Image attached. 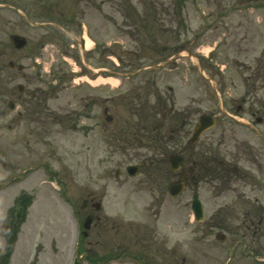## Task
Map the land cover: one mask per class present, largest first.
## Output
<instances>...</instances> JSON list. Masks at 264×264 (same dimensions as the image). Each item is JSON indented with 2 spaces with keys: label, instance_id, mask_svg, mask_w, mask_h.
Returning a JSON list of instances; mask_svg holds the SVG:
<instances>
[{
  "label": "rangeland",
  "instance_id": "1",
  "mask_svg": "<svg viewBox=\"0 0 264 264\" xmlns=\"http://www.w3.org/2000/svg\"><path fill=\"white\" fill-rule=\"evenodd\" d=\"M30 1L0 0V189H4L0 192V250H4L5 243H17L10 264H26L28 260H34L35 264H67L73 254L74 235H80L82 217L77 218L76 211L83 198L93 191L103 199V209L97 214L111 216L120 235L113 241L110 229L100 238L90 230L87 237H82L83 251L91 249L92 243L98 240L107 244L127 243L125 240H135V235H141L143 241L132 243L155 245L159 237V264H228V260L220 256V248L215 250L210 243H203L204 236L192 223L189 191L171 198L166 188L173 178L164 170L158 169L151 178L147 171L135 178L127 176L125 168L145 155L152 157L154 149L117 150L107 144L109 132L104 143L100 136L101 107L107 104L104 97L114 96L118 105L122 96L120 103L124 104V97L140 88L145 76H155L158 70H141L130 80H123L115 91L108 86H90L84 77L75 80L73 75H81V70L90 77L89 68L111 67L112 63L108 59L104 64L98 63L92 53L86 52L82 54L89 67L81 66L79 56L82 58V54L70 53L72 58L67 61L63 51L79 34L75 25L57 35L59 32L54 26L33 28L25 15L32 13L30 20L36 19L37 23L54 18L58 26L69 25L61 24L62 14L75 16L86 24L93 42L119 43L112 51L123 57L124 67L119 68L122 73L127 72L124 68L133 62L135 69L157 68L155 63L164 65L159 71V86L166 92L169 86L185 85L184 90L179 88L176 93L175 105L186 109L184 114L188 116L187 108L193 102L194 113L204 112L210 106L203 85L211 65L240 62L249 66L256 62L257 56L264 58V0H197V6L192 0H34V6ZM49 3H52L50 8L45 6ZM230 8L229 19V15L217 14ZM140 17L147 19L146 29L137 24ZM14 34L28 39L27 48L15 50L10 40ZM150 37L156 38L153 44L147 39ZM158 43L159 58L147 46ZM174 44L187 45L184 56L177 54L169 59L173 48L167 51L166 46ZM93 46L88 42L87 47ZM128 50H139L138 59L126 53ZM11 61L23 65L25 70H10ZM176 65L180 66L178 70L171 72L170 68ZM226 83L229 87L230 82ZM20 84L25 85L24 93L18 92ZM118 84V81L113 83ZM36 91L50 97L47 110L44 106L38 109L24 104ZM93 99H98V107L93 108ZM11 101L17 104L14 111L8 107ZM108 105L113 107L114 102ZM122 110L123 107L121 113ZM109 112L115 114L112 108ZM54 114L61 117L51 121L49 115ZM193 117L198 119V114ZM242 135L239 129L233 132L232 138L241 139ZM188 137L184 133L176 136L158 152L159 156L176 153L177 141L186 143ZM207 137L203 135L200 140L204 142ZM44 161H48L47 165ZM29 167H32L31 173L27 174H33L29 179L17 183L25 177L16 176V181L9 182L17 170ZM118 170L122 174L116 179ZM48 180L51 182L42 183ZM23 191L34 193V205L17 233L16 230L6 232L10 220L17 216L16 198L21 197L17 196ZM156 203H159L157 230ZM87 254L81 257V264H91ZM241 261L234 260L230 264H264Z\"/></svg>",
  "mask_w": 264,
  "mask_h": 264
},
{
  "label": "flooded vegetation",
  "instance_id": "2",
  "mask_svg": "<svg viewBox=\"0 0 264 264\" xmlns=\"http://www.w3.org/2000/svg\"><path fill=\"white\" fill-rule=\"evenodd\" d=\"M133 67L129 65L127 69ZM243 71L237 69L235 76L230 74L234 77L228 75L226 80L219 76L220 80L216 83L221 94L210 95V106L205 109V114L214 119L215 125L203 134L208 135L204 142L199 140L196 144L175 146L181 152L184 163L174 175L186 183L193 195L196 192L203 194L205 218L200 229L204 235L203 243H210L215 250L220 248V256L230 262L247 259L260 263L264 262V64L259 62L253 65L251 73L246 76ZM227 81L230 82L229 87ZM207 83H211V80ZM143 84L140 89L143 94L138 96V100L132 96L128 99L146 102L145 105L148 102L149 108L154 106L148 122L150 130L147 127L128 130L118 121L110 133L113 146H116V142L121 145L122 141L127 140V135L137 136L142 132L154 134L157 147L163 146L166 136L174 140L180 133H194L197 125L193 117L194 102L188 108V116L184 115L173 105L168 106L173 101L163 98L155 76L145 79ZM151 99L154 100L152 104L149 103ZM114 101L115 97L110 98V102ZM109 108H104L105 114ZM113 108L114 111L119 110ZM106 120L113 124L115 118L108 113ZM239 129L244 133L241 139L232 138L233 132ZM140 164L143 165L142 162ZM97 201H100V196L91 193L84 200L86 207L78 214L83 218H92V227L97 236H101L111 220L107 215L87 211ZM12 224L14 228L18 227L17 223ZM112 227L114 230L115 225ZM135 240L141 241V238L135 236ZM157 240L154 249L152 244L148 247L147 243H94L93 262L146 264L147 254L154 253L153 258L159 263V237ZM16 244L5 243L4 252L0 253L3 260L0 264H10ZM26 264L34 263L28 260Z\"/></svg>",
  "mask_w": 264,
  "mask_h": 264
},
{
  "label": "water",
  "instance_id": "3",
  "mask_svg": "<svg viewBox=\"0 0 264 264\" xmlns=\"http://www.w3.org/2000/svg\"><path fill=\"white\" fill-rule=\"evenodd\" d=\"M19 46H21V45H19ZM208 121V119L207 118H204L202 121H201V124H200V126H199V128L197 129V132H196V137L198 138L205 130H207L208 128H209V126H211V125H209L210 123H208L207 122ZM171 165H172V168L174 169V170H177L180 166H181V164H182V160L180 159V158H178V157H173L172 159H171ZM134 174V173H133ZM183 190V186H177V185H174L172 188H171V193H172V195H177V194H179L181 191ZM197 204V203H196ZM197 208H198V210H196V212H197V215H201V213H202V210H201V206H197ZM89 225H90V220L89 221H87V223L85 224V227L86 228H88L89 227Z\"/></svg>",
  "mask_w": 264,
  "mask_h": 264
},
{
  "label": "bare ground",
  "instance_id": "4",
  "mask_svg": "<svg viewBox=\"0 0 264 264\" xmlns=\"http://www.w3.org/2000/svg\"><path fill=\"white\" fill-rule=\"evenodd\" d=\"M107 82H110L111 84H113V83H115V80H113V79H110V80H108ZM91 84H95V83H97V82H95V83H93V82H90Z\"/></svg>",
  "mask_w": 264,
  "mask_h": 264
}]
</instances>
